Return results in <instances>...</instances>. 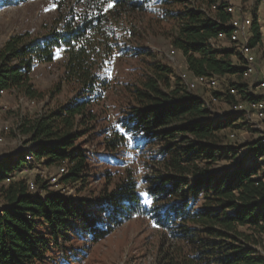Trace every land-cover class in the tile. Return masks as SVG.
Masks as SVG:
<instances>
[{
    "label": "trees",
    "instance_id": "16d2710c",
    "mask_svg": "<svg viewBox=\"0 0 264 264\" xmlns=\"http://www.w3.org/2000/svg\"><path fill=\"white\" fill-rule=\"evenodd\" d=\"M26 1L0 0V7ZM110 2L113 7L108 8ZM56 3L59 14L45 33L13 35L0 49V90L43 99L45 93L35 88L31 73L63 51L64 70L50 96L64 86L73 92L57 108L23 117L17 129L29 147L0 157V264H77L79 255L88 251L87 244L101 241L132 218L146 217L161 230L154 264H264L257 250L264 235V171L257 164L264 156V139L237 146L226 143V130L247 126V111L216 116L203 97L188 91L181 76L137 43L141 18L150 15L156 23L170 22L172 44L184 55L188 70L224 80L222 89L214 92L216 99L229 105L264 100L253 95L245 79L243 57L235 60L234 49L213 45L221 36L231 38L228 2ZM251 33L249 44L257 46L262 29L256 11ZM119 56L142 63L141 71L120 83L108 75ZM115 89L126 100L118 119L124 131L107 127L97 138L108 151L125 146L126 135L138 140L141 136L148 149L159 147L143 156L145 187L130 167L116 180L108 170L96 198L75 199L51 190L40 177L35 182L15 177L33 162L65 165L59 182L81 184L83 190L93 160L102 157L84 148L81 139L106 116L93 105ZM29 153L35 157L31 163L26 159ZM222 160L230 164L216 168ZM9 177L13 178L7 181ZM141 188L151 203L143 200Z\"/></svg>",
    "mask_w": 264,
    "mask_h": 264
},
{
    "label": "rangeland",
    "instance_id": "374dc122",
    "mask_svg": "<svg viewBox=\"0 0 264 264\" xmlns=\"http://www.w3.org/2000/svg\"><path fill=\"white\" fill-rule=\"evenodd\" d=\"M56 1L28 0L20 4L0 7V49L13 35L25 32H30L33 35L45 33L59 14ZM152 1L157 2L159 0ZM226 1L235 7L236 15L248 13L251 14L253 19V13L256 11L259 22L264 24L263 0ZM53 5H55L54 8L52 7ZM170 29V22L163 21L156 23L150 15H146V17L141 18L139 21L141 37L137 43L150 48L160 60L174 70L177 76H180L182 73L187 72V65L181 51H176L174 59L168 56L169 51L175 49L172 44V36H170L172 30ZM251 38L252 33L250 32L248 39L250 40ZM213 45L217 49H234L236 56L233 58L235 60L241 59L240 47L242 41L235 42L221 36L217 41L213 42ZM256 50V70L253 74L245 76V79L250 84L255 97H264V86L261 85L264 82V28L262 30V40L257 45ZM65 59V53L59 51L52 62L38 64L33 69L30 76L31 82L35 88L45 93L43 99L32 100L15 90L7 91L0 97V157L16 155L20 150L29 147L30 144H25L26 136L22 135L17 129L23 117H36L44 111L57 108L72 97L73 92L67 86H64L62 92L54 94L53 97L50 96L63 73ZM114 61L113 68H110L108 75L111 78L117 79L119 83L120 81L123 82L133 78V72L137 71L138 73L142 70V63L129 57L119 56ZM228 78L225 77V79ZM223 84L224 80L218 78V83L213 88L198 86L188 91L194 95L203 97L209 103L216 116H224L232 112V105L218 100L214 96V92L222 89ZM116 89L110 93L107 92L109 98H105V100L93 105L94 110H97L98 113L101 112L102 115L105 111L106 116L103 117L104 119L95 122L97 128L92 133L90 132V135H86L81 139L84 148L89 149L93 153H98L102 157L99 160H93L91 178L83 190L81 184L62 185L59 182V167H45L37 162L31 163L23 172L17 173L15 177H23L30 182H35L37 177H40L49 182L51 190L60 191L75 199H78L80 196L96 198L97 191L105 185L104 175H106L108 170L112 172V177L116 180L126 168L130 167L136 171V177L141 182L142 187H145L147 183L143 177L147 172L143 169L144 158L149 153H155L159 147H150L149 151L144 142H142L141 136H139L140 139L138 140V137L126 135L127 144L125 146L118 151H108L100 144L98 139L101 138H97L100 130L107 127L115 126L117 130L124 131L120 127L118 119L123 115L120 114V111L123 109L120 104L124 106L122 103L126 102V100L124 99V95L119 94V91H116ZM243 107L247 111L246 121L248 124L245 127L239 129L233 128L224 132L226 133L225 141L230 145L237 146L249 141L264 139V119L252 121L249 116V104L244 102ZM5 125L9 126V132L2 129ZM246 150V148L243 149L236 159L241 158ZM252 161V159L249 160V162ZM229 164V160H222L216 165V168ZM257 164L263 172L264 156L258 160ZM140 192L141 195L146 193L143 188H141ZM145 199L143 196L144 201ZM147 199H150L149 196ZM160 238L161 230L154 226L148 217L132 218L124 222L101 241L87 244L85 247H88V251L83 255H79L80 261L77 264H154V257L157 253ZM77 245L80 247L83 244L79 243ZM257 250L264 256V235L260 237V244L257 246ZM63 263L66 262L63 261Z\"/></svg>",
    "mask_w": 264,
    "mask_h": 264
},
{
    "label": "built area",
    "instance_id": "2783aa9c",
    "mask_svg": "<svg viewBox=\"0 0 264 264\" xmlns=\"http://www.w3.org/2000/svg\"><path fill=\"white\" fill-rule=\"evenodd\" d=\"M213 8H215V6H213ZM226 11L232 15L229 21V26L232 28L230 39L235 42L242 41V45L240 47V54L243 57L244 76L251 75L255 72L257 65V52H256L257 46H252L251 44H249V39H248V36L251 32L253 19L251 17V14L248 13L244 15H236L235 7L231 3L227 4ZM176 51H177L176 48L171 49L168 53L169 58L174 59L176 55ZM186 70L187 72L182 73L180 76L183 78L188 90H193L198 86L213 88L218 83V79L216 77L195 76L188 70V67ZM261 85L264 86V82L261 83ZM6 92H7L6 90L1 89L0 97ZM243 104L244 102H240L236 105H232V112L245 110ZM247 104H249V109H250L249 116L252 119V121L264 119V100L254 101ZM2 129L6 132L10 131L8 125H5ZM34 158L35 157L32 153H29L26 156V159L29 163L33 162ZM23 170L19 171L18 173L23 172ZM65 171H66V166L62 165L59 168L58 175L59 176L62 175L63 173H65ZM12 178L13 177H9L7 181H10ZM31 188H34L33 184L31 185Z\"/></svg>",
    "mask_w": 264,
    "mask_h": 264
},
{
    "label": "snow or ice",
    "instance_id": "6c2138e0",
    "mask_svg": "<svg viewBox=\"0 0 264 264\" xmlns=\"http://www.w3.org/2000/svg\"><path fill=\"white\" fill-rule=\"evenodd\" d=\"M52 7L54 8L55 5H53ZM107 7H108V8H111V7H113V4L110 2V3H108ZM47 10H50V9H47ZM142 195L146 198V199H145V202H146V203H151V200H150V199H147V197H148V193H143Z\"/></svg>",
    "mask_w": 264,
    "mask_h": 264
},
{
    "label": "crops",
    "instance_id": "0c3cea01",
    "mask_svg": "<svg viewBox=\"0 0 264 264\" xmlns=\"http://www.w3.org/2000/svg\"><path fill=\"white\" fill-rule=\"evenodd\" d=\"M264 22V21H263ZM261 24V23H260ZM263 28H264V24H261V29L263 30Z\"/></svg>",
    "mask_w": 264,
    "mask_h": 264
}]
</instances>
